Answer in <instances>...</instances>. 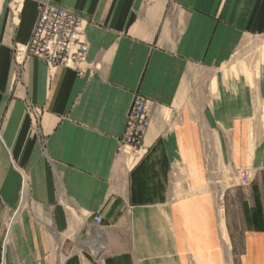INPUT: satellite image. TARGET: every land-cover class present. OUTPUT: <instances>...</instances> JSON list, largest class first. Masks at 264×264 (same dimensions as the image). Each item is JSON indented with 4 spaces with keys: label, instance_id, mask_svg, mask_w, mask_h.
Segmentation results:
<instances>
[{
    "label": "crops",
    "instance_id": "0c3cea01",
    "mask_svg": "<svg viewBox=\"0 0 264 264\" xmlns=\"http://www.w3.org/2000/svg\"><path fill=\"white\" fill-rule=\"evenodd\" d=\"M41 1L0 0V264H264V0H47L86 22L83 72L16 64Z\"/></svg>",
    "mask_w": 264,
    "mask_h": 264
},
{
    "label": "built area",
    "instance_id": "2783aa9c",
    "mask_svg": "<svg viewBox=\"0 0 264 264\" xmlns=\"http://www.w3.org/2000/svg\"><path fill=\"white\" fill-rule=\"evenodd\" d=\"M86 22L70 10L60 8L43 0L38 5V16L26 43H15L14 60L17 65L23 64L26 57L41 59L48 71L63 66L83 72L85 68L88 45L85 40ZM152 101L142 94H134L130 104L123 132L117 144V150L124 153L126 150L135 157L139 155L142 140L150 123V107ZM28 115L35 121L41 110L26 104ZM236 175L242 184L249 182L250 174L245 167H236ZM94 222L101 221L95 215Z\"/></svg>",
    "mask_w": 264,
    "mask_h": 264
},
{
    "label": "rangeland",
    "instance_id": "374dc122",
    "mask_svg": "<svg viewBox=\"0 0 264 264\" xmlns=\"http://www.w3.org/2000/svg\"><path fill=\"white\" fill-rule=\"evenodd\" d=\"M262 51H264V47L262 48ZM263 53V52H262ZM124 154V156H129L130 154H131V152H128L127 150L123 153ZM131 158H132V156H131ZM134 158V157H133ZM133 160V159H132ZM132 160H129L130 162H132ZM224 177H225V175H224ZM219 227H220V229H221V231L222 232H224L225 231V228H224V224H223V220H222V214H221V217H220V223H219Z\"/></svg>",
    "mask_w": 264,
    "mask_h": 264
},
{
    "label": "bare ground",
    "instance_id": "6f19581e",
    "mask_svg": "<svg viewBox=\"0 0 264 264\" xmlns=\"http://www.w3.org/2000/svg\"><path fill=\"white\" fill-rule=\"evenodd\" d=\"M22 65V64H21ZM131 164H126V168L128 169L130 167ZM125 166V165H124Z\"/></svg>",
    "mask_w": 264,
    "mask_h": 264
}]
</instances>
